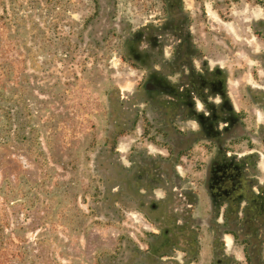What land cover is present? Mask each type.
I'll use <instances>...</instances> for the list:
<instances>
[{
	"label": "rangeland",
	"instance_id": "1",
	"mask_svg": "<svg viewBox=\"0 0 264 264\" xmlns=\"http://www.w3.org/2000/svg\"><path fill=\"white\" fill-rule=\"evenodd\" d=\"M168 2L210 106H176L187 71L139 54L160 0H0V210L24 264H264L262 233L258 253L222 240L204 182L225 144L264 180V0Z\"/></svg>",
	"mask_w": 264,
	"mask_h": 264
},
{
	"label": "flooded vegetation",
	"instance_id": "2",
	"mask_svg": "<svg viewBox=\"0 0 264 264\" xmlns=\"http://www.w3.org/2000/svg\"><path fill=\"white\" fill-rule=\"evenodd\" d=\"M160 1L165 9L166 15L172 19L170 22H168V19L157 20V22H159L156 26L160 27L158 29L148 27V29H150L146 34H149V36H146V39L140 42V46H137L140 50L139 54L143 57L144 61L158 63V67L162 71L175 72V74L178 75L183 72V68L187 71L185 78L182 77L179 81V84L182 86L181 92H183L182 97L184 99L179 98L177 94L176 99L173 100L176 106H183V104H185L184 106L187 107L190 94L193 95V103H190L192 106H195V103L202 107H207V105L210 106V103H203L202 100L196 99L194 94L200 93L199 91L201 90L200 88L198 89V87L203 84L208 85V87L206 86L205 90H203V92L208 93L218 92L219 87L211 81L207 82L202 78L196 77L195 72L190 67L188 58L186 59L185 57V54L187 55L192 51L187 40L185 28L176 14H169L168 10L170 3L168 0ZM246 1L256 3L259 0ZM126 45L127 58H125L136 59L138 54L133 51L131 46L132 43ZM165 48L170 50L168 53L170 58L169 62H164V60H162L165 56ZM140 85L146 92H156L159 90V87L151 79L146 80L145 78L141 80ZM209 100L210 102L212 101L211 98ZM223 102V100L216 101L217 111H215L214 114L220 121L226 122L229 118V110L225 102ZM232 127L233 126L230 127L226 123L222 125L223 134L227 136L231 135ZM208 133L209 135L214 134L211 128L208 129ZM210 142L208 144H211ZM230 142H234V140ZM229 146L230 145L225 144L221 149L223 157L227 158L222 165L216 167V165L210 161L206 168L208 172L204 182L206 185V194L209 197V209L212 210L209 215L210 217L213 216L215 219L218 218L222 240L223 237H228L230 244L239 241L242 253H247L249 250L258 253L261 251L262 244L257 236L261 233L264 235V180L260 179L258 161L252 156H249L245 163L242 160L239 166L235 164L232 165L229 162L231 161L230 157L237 156V154L235 151H229ZM181 152L179 153L181 154ZM249 153L253 154L251 151ZM242 156L245 155H239L237 157L241 158ZM215 201L218 202L213 205ZM260 201H263L262 207H260ZM223 246H227V243H223ZM245 261L248 263L251 262L248 255H245Z\"/></svg>",
	"mask_w": 264,
	"mask_h": 264
},
{
	"label": "trees",
	"instance_id": "3",
	"mask_svg": "<svg viewBox=\"0 0 264 264\" xmlns=\"http://www.w3.org/2000/svg\"><path fill=\"white\" fill-rule=\"evenodd\" d=\"M5 220L6 219H3L0 210V264H12L13 261L11 258L13 256L14 260L17 261V264H24V261L27 260L26 257H29V254L23 249V247H16L12 251L8 249V240L10 241V237L5 236L3 233V222ZM31 264H34V262H32Z\"/></svg>",
	"mask_w": 264,
	"mask_h": 264
}]
</instances>
